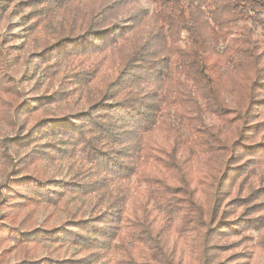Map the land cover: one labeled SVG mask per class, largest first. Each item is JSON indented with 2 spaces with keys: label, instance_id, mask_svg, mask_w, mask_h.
<instances>
[{
  "label": "trees",
  "instance_id": "1",
  "mask_svg": "<svg viewBox=\"0 0 264 264\" xmlns=\"http://www.w3.org/2000/svg\"><path fill=\"white\" fill-rule=\"evenodd\" d=\"M10 15L35 82L6 102ZM0 103V233L54 248L23 264H248L253 232L264 251V0H0ZM10 192L68 218L24 229Z\"/></svg>",
  "mask_w": 264,
  "mask_h": 264
},
{
  "label": "rangeland",
  "instance_id": "2",
  "mask_svg": "<svg viewBox=\"0 0 264 264\" xmlns=\"http://www.w3.org/2000/svg\"><path fill=\"white\" fill-rule=\"evenodd\" d=\"M145 6L148 8H151V5L149 3L144 2ZM204 14L209 18L210 21H214L215 14L212 7L204 9ZM6 23L11 24V30H12V43L11 45L16 46L17 50L16 53L18 55L17 60V66H12L13 70H16V78L19 82V93H15L14 95L8 97L3 96V100L6 102H11L12 100H21L25 98L27 95L26 93L31 89L33 83L35 82V79H32L30 77V73L32 70L27 68V65L24 61V55L26 53L23 51V48L21 44L25 41L24 39V31L23 28L20 25V19L17 16L10 15L7 19ZM6 29H3L2 32H5ZM258 33V31H256ZM27 61L32 62V58H27ZM29 66V65H28ZM22 74H26V77H22ZM0 105H2L0 103ZM3 107V105H2ZM257 111V110H256ZM2 135L5 137H9L14 135L12 131L11 124L9 122H6L4 124V128L1 131ZM1 135V136H2ZM39 166L43 167L44 163L39 162ZM50 172L56 176L57 180L64 179L68 177L67 169L63 165L61 173H55L54 169H50ZM51 175V174H50ZM53 176V175H52ZM4 176L0 174V180H3ZM5 191H2L4 193ZM13 196V200L10 201V206H13L12 213L15 214L14 220L15 223L18 224V222L22 221L24 222V217L30 215V221L23 223L24 229H39L40 226L46 224L47 227L50 226H59L61 222H64L68 218V211H66L65 207L61 206V204L54 206L53 208H46L42 206V203L39 201L37 202H28L26 199H21L16 197L15 190L14 193L10 192ZM65 195L64 197H66ZM236 195H231L228 199V202L230 199H233ZM66 199V198H65ZM1 212L4 210L7 212L9 210L8 208H1ZM233 211H236V214L230 217L231 219H236L238 214L241 212L239 208H235ZM3 214L0 217V224L2 223L10 226L9 222L4 219L3 220ZM240 218V217H239ZM45 226V227H46ZM22 228V229H23ZM257 237V232L252 233V240L246 242L245 246L246 249L250 252V257L248 264H264V251L259 249L257 246H255L254 240ZM234 239H229L227 242H232ZM50 248V249H49ZM242 248V247H241ZM240 249L231 250L230 253L239 252ZM51 250H54L53 246H49L47 243H20V242H14L11 237H7L5 234L0 233V264H23L27 260L31 261H38L41 258H47L49 255V252ZM242 252V251H241Z\"/></svg>",
  "mask_w": 264,
  "mask_h": 264
}]
</instances>
